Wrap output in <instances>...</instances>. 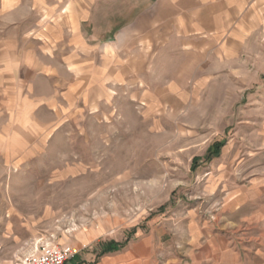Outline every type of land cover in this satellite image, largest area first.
<instances>
[{
	"label": "rangeland",
	"instance_id": "rangeland-1",
	"mask_svg": "<svg viewBox=\"0 0 264 264\" xmlns=\"http://www.w3.org/2000/svg\"><path fill=\"white\" fill-rule=\"evenodd\" d=\"M145 236L264 264V0H0V264Z\"/></svg>",
	"mask_w": 264,
	"mask_h": 264
},
{
	"label": "crops",
	"instance_id": "crops-1",
	"mask_svg": "<svg viewBox=\"0 0 264 264\" xmlns=\"http://www.w3.org/2000/svg\"><path fill=\"white\" fill-rule=\"evenodd\" d=\"M147 14L141 13L138 17V20L136 22H140L141 18H146ZM188 17V16H187ZM115 28V26H114ZM123 30V29H122ZM123 32V31H122ZM152 237L150 236H145L140 239H129L127 243L123 246L122 249L117 250L116 252L111 253L107 257H102L100 258L96 264H141L143 261L145 262V259L150 258L152 255ZM84 244V242H82ZM223 252L217 251L214 254V261L213 262H205L204 260H199L200 263L203 264H228L229 261L226 259L222 258L224 255H232V250L228 248L225 244L219 248ZM208 252H211L208 250ZM225 252V253H224ZM211 255V254H210ZM143 262V263H144ZM231 263L235 264H241L240 261H236L233 257V260ZM242 264H263L261 260L255 259L254 262H249L246 261L245 263L243 262Z\"/></svg>",
	"mask_w": 264,
	"mask_h": 264
},
{
	"label": "built area",
	"instance_id": "built-area-1",
	"mask_svg": "<svg viewBox=\"0 0 264 264\" xmlns=\"http://www.w3.org/2000/svg\"><path fill=\"white\" fill-rule=\"evenodd\" d=\"M37 241V240H36ZM74 244H55L52 242L34 243L32 251L22 255L17 264H65L80 252Z\"/></svg>",
	"mask_w": 264,
	"mask_h": 264
},
{
	"label": "trees",
	"instance_id": "trees-1",
	"mask_svg": "<svg viewBox=\"0 0 264 264\" xmlns=\"http://www.w3.org/2000/svg\"><path fill=\"white\" fill-rule=\"evenodd\" d=\"M119 246L121 247V245H119ZM112 248H113V246L112 245H109V246L106 247L105 250L108 251V250H111Z\"/></svg>",
	"mask_w": 264,
	"mask_h": 264
}]
</instances>
